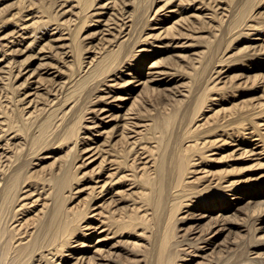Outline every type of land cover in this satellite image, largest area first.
<instances>
[{
	"label": "bare ground",
	"instance_id": "1",
	"mask_svg": "<svg viewBox=\"0 0 264 264\" xmlns=\"http://www.w3.org/2000/svg\"><path fill=\"white\" fill-rule=\"evenodd\" d=\"M5 1L0 264H264V0Z\"/></svg>",
	"mask_w": 264,
	"mask_h": 264
},
{
	"label": "rangeland",
	"instance_id": "2",
	"mask_svg": "<svg viewBox=\"0 0 264 264\" xmlns=\"http://www.w3.org/2000/svg\"><path fill=\"white\" fill-rule=\"evenodd\" d=\"M19 0H6L5 1V6L2 8L3 10L9 12L10 10L14 9V8H18L19 5ZM168 55H170L169 53H165V52H159L157 53L155 56H153L152 58H150L149 62H166L168 59H172L170 57H168ZM241 55L237 52H235V56L234 58H236V60H239ZM189 61V60H187ZM187 62H180V65L183 66L184 64H186ZM185 71H187L185 69ZM236 72H241L240 70H236ZM242 73V72H241ZM252 82L247 81L244 82L242 84H240V82H236L233 80V82H228V86H224V85H220L222 86L220 89L221 92V97H223L225 99V103H223L222 106H219L218 109H223V110H219L218 114L219 115H237L240 114V111H245L249 108V106L251 105V103H253V99H250L253 97V94L249 91L250 87H252ZM170 94V92L165 93V95ZM163 99L162 96H160V94L158 96L155 97L156 101H159ZM82 132V131H80ZM33 151H30L29 153V157H28V161L33 162L34 160V156L35 154L32 153ZM76 153L71 151L69 153L66 154V151L61 153L59 156H57V160L55 159H51L48 160L46 163L43 164V167L34 173L33 175L31 174V176H33V180L38 181L39 179H44L46 175L48 174H52L56 171V169L58 168L59 164H61L62 162H69L72 163L73 167L76 164L77 160H74ZM37 162V161H36ZM253 164V162H248L244 165H235L234 167H248L251 166ZM31 165H29V170H31ZM73 176H77L80 173V169L79 168H73ZM250 172V173H247ZM262 173L261 169H255L254 171H237L236 176H244L243 178H246V175H253V174H257L255 177H258L259 174ZM214 177L215 176L213 175ZM77 186V184H74V187ZM65 195H69L68 190L65 191ZM89 200V196L87 194L84 195L83 200L82 201H76L74 202L73 205H81L80 209H82L83 207V203L89 204V202L87 201ZM70 201H67L66 206L67 207H71V205H69ZM207 221V220H206ZM204 221V222H206ZM203 222V224H205ZM201 224V225H203ZM184 232H180V234H183ZM235 238V235H230V234H223L221 238H219L217 241L218 243H224L225 241H232ZM226 239V240H225ZM135 260V258H130V260Z\"/></svg>",
	"mask_w": 264,
	"mask_h": 264
}]
</instances>
